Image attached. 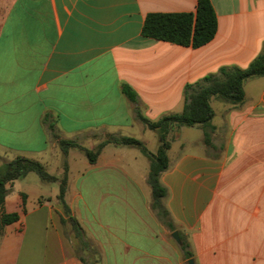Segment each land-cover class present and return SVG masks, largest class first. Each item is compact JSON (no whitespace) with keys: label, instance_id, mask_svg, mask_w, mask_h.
I'll list each match as a JSON object with an SVG mask.
<instances>
[{"label":"crops","instance_id":"1","mask_svg":"<svg viewBox=\"0 0 264 264\" xmlns=\"http://www.w3.org/2000/svg\"><path fill=\"white\" fill-rule=\"evenodd\" d=\"M196 1L0 0V162L48 164L58 139L93 134L132 136L148 149L153 130L135 107L151 121L181 112L186 84L221 66L245 68L264 47V0H211L217 31L200 47L142 35L147 14L194 11ZM243 89L237 106L210 99L208 126L168 135L180 143L160 175L174 230L151 207L149 159L137 148L107 144L67 176L65 202L97 264H264V75ZM26 177L6 185L1 211L19 219L2 230L0 264H84L64 232L59 181L46 195L49 182Z\"/></svg>","mask_w":264,"mask_h":264},{"label":"trees","instance_id":"2","mask_svg":"<svg viewBox=\"0 0 264 264\" xmlns=\"http://www.w3.org/2000/svg\"><path fill=\"white\" fill-rule=\"evenodd\" d=\"M216 31L217 17L211 0H197L194 11L149 13L146 15L142 27L143 36L193 48L200 47L211 41ZM263 75L264 47L245 68L234 65L221 66L217 72L207 74L194 83L186 84L184 88L185 102L181 112L169 113L158 120L151 121L141 114L138 107H135L136 118L144 123L147 128L157 132L159 146L155 154L148 151L145 144L139 139L116 134L106 135L93 149L85 148L70 139H58L57 145L64 155H67L70 148L80 147L91 164L96 162L99 153L107 144L137 148L149 159L147 183L151 190V207L170 226L171 230H174L175 227L170 221L169 213L163 204L167 190L160 182L161 173L169 167L167 156V150L170 146L168 141L169 133L181 126H208L214 114L210 105L212 97L216 96L230 106L240 105L244 101V81ZM122 92L130 101L136 102V94L129 85L123 84ZM44 120H47L46 117ZM48 128L51 136L57 139L58 136L54 132V125L48 124ZM205 141H207L206 135ZM29 171L36 172L43 181H59L57 200L69 217L78 240L87 250L90 247L93 248L89 240L86 239L78 221L71 215L70 209L65 202L66 173L62 178L58 179L48 174L39 161L23 156H16L9 161L2 162L0 165V235L5 225L16 222L19 219L17 212L6 213L1 211L9 191L6 185L24 176ZM61 222L64 223L65 219L61 218ZM182 247L184 248L183 244ZM94 253L97 254L96 251ZM185 255L187 257L190 256L188 252H185ZM81 259L84 264H88L84 257H81ZM94 260L89 263L97 264L98 261Z\"/></svg>","mask_w":264,"mask_h":264},{"label":"rangeland","instance_id":"3","mask_svg":"<svg viewBox=\"0 0 264 264\" xmlns=\"http://www.w3.org/2000/svg\"><path fill=\"white\" fill-rule=\"evenodd\" d=\"M214 104H215V102L213 101V105ZM188 130H192V129H190L189 127H184V129H182L183 135H184V133L186 135L187 134L186 132H191V131H188ZM149 132H152V133H149L150 136L147 135V137L150 139V142H149V145H148V151H150L151 153L155 154L157 152L156 145H157L158 135H156V134L154 135L153 131H149ZM192 134H190V135H192ZM105 137L106 136H101V135L97 136L95 134H93V135H84V136H80L79 138L75 139V142L77 144L81 145L83 143H86L89 139H93V138L99 139V142H100ZM168 141L170 143L169 149L171 148V146L173 148V147H176V146L180 145V143H178L177 140H172L169 137H168ZM72 148L73 149H77L79 151L81 150L80 147H72ZM169 149L167 151H169ZM38 160L44 166L45 171L48 174H51V175L55 176V174L58 171H60V169H61L62 173H61L60 178H62L64 176V174L66 173V176H68V179H71L73 175L77 174L78 170L82 169L83 160H86V157L84 156L83 153L77 152V151H72L71 153H69V155H64L62 153V151L60 150L59 146L57 145V142H56V146H55L54 153H53V158H51L49 160L48 164H46L44 162L45 161L44 158L37 159V161ZM0 165H1V162H0ZM26 174H27V177L25 179V182H27L29 184H33L35 182V179L38 180V178H40L39 175L36 172H34V171H29ZM55 186L58 187V183L54 182V181H50L49 183H47V185H45L43 187L42 190H43V192L46 195H51V193L53 191V188ZM61 211H62L61 212V218L65 219V222L63 223L64 232H65L66 236L70 240L73 241L77 253L79 255L83 256L88 264H90L89 262L95 261L94 259L97 260V254L94 253L96 250L91 248V247H90V249L87 250L83 246V244L78 240V238L76 237V235L74 233V229H73V227L71 225L70 219L67 216V214L65 213V211L62 209V205H61ZM53 219L55 220L56 217L53 216Z\"/></svg>","mask_w":264,"mask_h":264},{"label":"water","instance_id":"4","mask_svg":"<svg viewBox=\"0 0 264 264\" xmlns=\"http://www.w3.org/2000/svg\"><path fill=\"white\" fill-rule=\"evenodd\" d=\"M172 236H173L177 241H179V236H178V232H177V231H173V232H172ZM188 263H189V264H193V261L190 259V260L188 261Z\"/></svg>","mask_w":264,"mask_h":264}]
</instances>
